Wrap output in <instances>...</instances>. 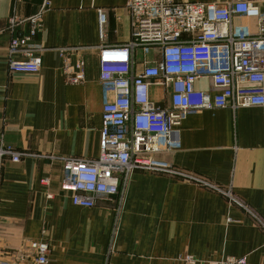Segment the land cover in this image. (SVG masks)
I'll return each instance as SVG.
<instances>
[{
    "label": "crops",
    "instance_id": "1",
    "mask_svg": "<svg viewBox=\"0 0 264 264\" xmlns=\"http://www.w3.org/2000/svg\"><path fill=\"white\" fill-rule=\"evenodd\" d=\"M48 1L33 38L44 47L41 67L23 73L9 70L7 53L29 23L10 29L8 20L33 15L43 0H0V145L22 153L17 162H0V258L43 239L51 248L47 264H206L241 256L264 264V106L189 111L179 144L156 154L178 173L135 170L119 211L116 195L100 196L92 207L72 204L60 189L63 160L98 155L102 106L113 96L99 79L98 46L129 39L130 0ZM251 1L264 14V0ZM97 8L106 16L103 41ZM232 28L254 34L257 19L234 16ZM74 46L84 60L79 83L66 81L63 70L78 55L58 50ZM155 53L136 49L134 69ZM195 86L214 92L208 78ZM149 97L156 107L170 103L159 85L150 86ZM185 255L194 261L178 260Z\"/></svg>",
    "mask_w": 264,
    "mask_h": 264
},
{
    "label": "built area",
    "instance_id": "2",
    "mask_svg": "<svg viewBox=\"0 0 264 264\" xmlns=\"http://www.w3.org/2000/svg\"><path fill=\"white\" fill-rule=\"evenodd\" d=\"M92 1V0H89ZM49 5L43 0L33 15L9 17V28L29 23L26 34L10 40L7 65L12 72L35 73L41 67V43L33 40ZM130 35L122 44L98 46L99 79L110 83L113 96L102 106L99 152L93 159L66 158L60 189L69 193L73 205L92 207L100 196H119L118 211L131 174L138 169L176 174L168 162L156 154L180 142V125L191 110L264 106V14L251 0L199 2L187 0H130ZM255 17L257 32L235 33L234 16ZM105 12L97 8L98 36L104 39ZM81 47H62L59 52L77 54L75 63L65 60L66 81L84 80ZM150 53L135 70V51ZM208 78L214 92L199 89L196 80ZM152 85L169 91L170 103L156 107L149 97ZM22 153L0 145V162H13ZM1 165V163H0ZM48 187L50 179L40 180ZM46 196L51 197L49 190ZM230 220V219H228ZM264 228V224H262ZM44 233V230L42 231ZM50 245L45 240H29L11 252L0 264H47ZM178 260L191 263L189 255ZM246 256L208 260L206 264H245Z\"/></svg>",
    "mask_w": 264,
    "mask_h": 264
}]
</instances>
